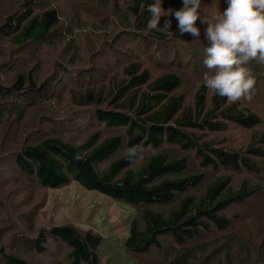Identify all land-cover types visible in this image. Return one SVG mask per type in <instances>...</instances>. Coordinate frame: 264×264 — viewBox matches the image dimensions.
Masks as SVG:
<instances>
[{
  "label": "trees",
  "instance_id": "trees-1",
  "mask_svg": "<svg viewBox=\"0 0 264 264\" xmlns=\"http://www.w3.org/2000/svg\"><path fill=\"white\" fill-rule=\"evenodd\" d=\"M82 2L71 0L72 13L64 15L60 0H0V164L7 160L15 174L45 188L74 180L134 207L137 214L131 218L121 256L104 264H264V130L255 131L264 121L257 109L264 108V64L251 60L245 65L254 79L250 99L230 101L214 94L204 87L202 74L192 75L197 82L190 97L180 91L189 77L181 69L187 64L180 62L183 57L172 47L171 54L165 48V55L175 62L156 74L130 48L123 63L102 60V54L111 56L106 50L112 47L108 39L102 49L92 46L82 54L81 32L92 29L81 16ZM91 2L97 10L88 7L87 13L103 22L93 23L95 31L110 30L112 37L119 32V37L131 40L139 36L136 44L141 46L166 43L168 28H177L171 13L159 22L162 27L165 19L171 20L167 32L147 26L146 8L152 0ZM100 5L105 9L98 14ZM161 6L179 8L181 0H162ZM177 33L183 35L178 29ZM43 44L44 54L59 50L65 61L57 63V72L69 75L61 79L62 95L51 86L55 78L40 82L38 53L43 54ZM14 50L27 52L25 61H38L2 79L6 56ZM88 56H97L102 65L92 75L89 68H75L90 63L93 67ZM196 62L207 70L202 61ZM68 66L74 69L67 71ZM55 94L71 111L63 116L67 125L77 128L43 126L22 138L18 131L28 107ZM13 117L17 124L12 128V144L5 147L1 131ZM81 119L84 123L77 121ZM230 126L251 131L249 141L240 147L218 145L222 140L196 132H222ZM143 148L148 153L143 154ZM173 149L179 154L171 153ZM191 153L200 159L201 170L190 165ZM10 154L12 162L2 160ZM49 233L60 242L58 251L65 252L69 264H103L101 235L68 223L52 226ZM46 242V234L40 232L34 251L45 252ZM154 252L158 258L149 260ZM0 262L29 264L3 247Z\"/></svg>",
  "mask_w": 264,
  "mask_h": 264
},
{
  "label": "rangeland",
  "instance_id": "rangeland-1",
  "mask_svg": "<svg viewBox=\"0 0 264 264\" xmlns=\"http://www.w3.org/2000/svg\"><path fill=\"white\" fill-rule=\"evenodd\" d=\"M81 1H83L81 5L85 7H82L84 13L81 14L85 23L94 25L93 23L97 21L98 24H103L100 20L101 18L96 17L95 14L87 13L89 12L88 7L97 10V4L91 2V0ZM60 3L66 11L64 15L72 13L70 7L71 0H60ZM226 7V0H201V6L198 11L206 20L214 22L215 16ZM100 9L101 11L98 14L102 13L105 8L100 5ZM194 23L200 28L201 36L194 38L187 32L183 33V35L178 34L177 28H168L170 29L169 40L166 43L158 41L151 44V46L150 43L145 46H141V43L136 44V42H140L141 40L139 36H135V39L131 40L130 38H125L126 35L119 37L120 34L117 32L112 37L113 33L110 30L102 29L101 31H95L97 27L91 25L90 28L92 29L87 28L85 32H81L80 50L82 54H86L87 49L92 46L102 49L103 42L108 39L112 47L107 46L106 50L111 53V56L106 57L101 53L104 57L102 60L105 62L107 58L112 61L114 60V64L116 65L118 62L123 63L131 53L128 50L130 48L133 50L132 54L140 58L146 66H150L154 74L161 72L163 67H168L171 62H175V59L171 55L168 57L167 54H171L173 50H176L183 57L180 62L187 64V67L183 65L181 69L189 73V77H185L187 83L182 85L180 91L187 92V95L191 97L196 85L194 83L197 82V78L192 77V75H203L205 71H211L208 69L204 71V68L199 67V63L196 62L202 61L204 48L207 45V41L203 36L206 22L201 24L198 17ZM176 24L177 22L173 25ZM168 29L165 28L163 30L167 32ZM45 47L46 45L43 44V54L41 52L38 53L41 62V69L38 73L40 75V82H46L51 77L55 78L56 81H51V86L54 85L56 92L62 95L64 94L62 88L64 86L61 79L63 77L64 79H68L69 75L64 74L63 76V73H58L57 70L60 68H58L57 63H64L65 61L59 58V50L55 52L49 50V54H44L47 49ZM171 47L173 50L170 49ZM165 48H167V51H170L166 55ZM151 52L158 55L163 54L164 58L158 59L152 57L153 53ZM26 53L22 50L8 52L6 56L8 66L1 73L2 79L3 77L8 78V75H11L15 69L21 68L23 65H31L32 67L35 65L38 61L37 58L36 60H23V55ZM88 59L93 60V67H90L92 63L89 62L90 64H80L75 68H89L87 73L90 75L97 73L96 69L102 67L100 60H98L97 56H88ZM107 66L105 65V67ZM72 69H74L73 66L67 69V71ZM192 70L198 73H194ZM39 101L35 105L28 107L29 112L20 125L21 129L18 131L22 138H25L31 131L43 126L45 128L55 126L57 129L62 128L63 131H68L66 129L69 128H77V124L67 125V119L63 118V116L71 111L65 106L64 103L66 101L62 103L58 100L57 94L52 97H45L42 101L41 99ZM257 109L264 119V108L257 107ZM14 119V117L12 119L8 118L1 131L2 144L5 147L12 144L10 143L13 138L12 128L17 124V121ZM71 119H75V116H72ZM77 121L84 123V119ZM77 121L73 120V124ZM261 130H264V121L262 122V126L258 127L255 131L259 132ZM74 132L80 133L78 130H74ZM196 132L204 134L207 139L222 140L218 145H228L230 147H240L242 144H246L251 134V131L237 126H230L227 131L222 132H208L205 130H197ZM141 150L143 154L149 151L146 148ZM170 152L179 154V151H175L174 149ZM9 157H12L11 154L3 157L2 160ZM9 161L12 162V158H9ZM189 161L193 169H202L199 166L200 159L194 153L189 154ZM13 171L11 163H7V160L1 162L0 200L3 202L4 207L0 210V234L2 238L0 247H3L8 253L25 257L29 264H69V260L64 256L65 252L58 251L62 247L59 244L60 242L52 239L49 233L52 226L68 223L78 227L83 232L90 230L103 237L101 245L104 251L102 253L103 260H101L103 264L109 260L117 261L121 256L120 253L123 251V242L128 235L131 218L137 214L134 207L97 191L87 190L74 180L59 188H45L35 181L27 180L25 176L15 174ZM206 173H209V169H207ZM236 176L239 175L237 174ZM244 210L246 211L248 208ZM40 232H44L47 236V248L41 254L34 251L35 247L33 243L39 237ZM109 256H112V259L107 260ZM157 256L158 254L154 252L148 258L155 261L158 258ZM0 264L4 263L0 262Z\"/></svg>",
  "mask_w": 264,
  "mask_h": 264
},
{
  "label": "clouds",
  "instance_id": "clouds-1",
  "mask_svg": "<svg viewBox=\"0 0 264 264\" xmlns=\"http://www.w3.org/2000/svg\"><path fill=\"white\" fill-rule=\"evenodd\" d=\"M227 7L209 22L198 9L201 0H181L179 8H162V0H152L147 5V26L156 29L161 16L171 13L180 33H189L194 38L201 30L194 23L200 18L206 22L203 30L207 45L204 48L202 76L204 87L230 101L250 99L253 77L245 65L256 60L264 64V0H226ZM171 20L165 19L161 28H168ZM131 155V150L129 152Z\"/></svg>",
  "mask_w": 264,
  "mask_h": 264
}]
</instances>
